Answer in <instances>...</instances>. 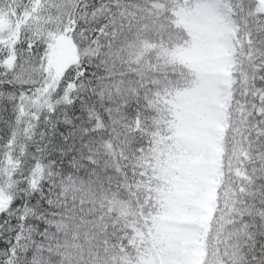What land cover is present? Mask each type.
I'll list each match as a JSON object with an SVG mask.
<instances>
[{"label":"snow or ice","instance_id":"obj_1","mask_svg":"<svg viewBox=\"0 0 264 264\" xmlns=\"http://www.w3.org/2000/svg\"><path fill=\"white\" fill-rule=\"evenodd\" d=\"M0 264H264V0H0Z\"/></svg>","mask_w":264,"mask_h":264}]
</instances>
